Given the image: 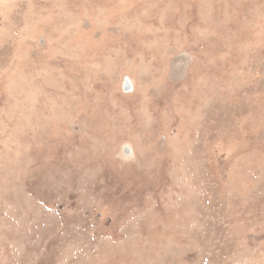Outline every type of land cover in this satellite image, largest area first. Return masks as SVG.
<instances>
[{
    "label": "rangeland",
    "instance_id": "1",
    "mask_svg": "<svg viewBox=\"0 0 264 264\" xmlns=\"http://www.w3.org/2000/svg\"><path fill=\"white\" fill-rule=\"evenodd\" d=\"M0 264H264V0H0Z\"/></svg>",
    "mask_w": 264,
    "mask_h": 264
}]
</instances>
